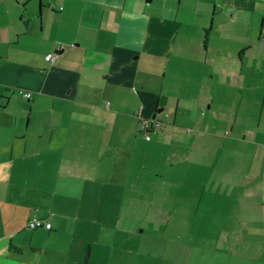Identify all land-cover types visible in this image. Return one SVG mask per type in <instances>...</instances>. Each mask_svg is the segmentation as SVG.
I'll use <instances>...</instances> for the list:
<instances>
[{
    "label": "crops",
    "instance_id": "crops-1",
    "mask_svg": "<svg viewBox=\"0 0 264 264\" xmlns=\"http://www.w3.org/2000/svg\"><path fill=\"white\" fill-rule=\"evenodd\" d=\"M202 2L0 0V264H143L114 262L106 250L101 254L96 217L81 206L76 213L60 194L74 189L76 200L83 202L100 173V156L114 139L135 138L141 120H157L173 97L176 108L185 99L197 102L196 112L210 111L234 87L240 108L243 91L256 88L254 48L264 40V0ZM193 43L197 51L190 53ZM53 53L54 60L48 61ZM207 127L216 132L211 121ZM154 130L148 128L146 135ZM241 136L252 145L248 140L256 135ZM37 155L39 161L31 162ZM32 173L40 174L38 186H26L32 199L50 195L42 213L41 205L21 201L13 190ZM252 183L242 178L238 195ZM32 188L39 195L32 196ZM250 192L259 193L257 188ZM20 204L27 214L16 213ZM234 214L224 215L225 224L238 219ZM245 217L261 219L263 225V213ZM33 218L49 221L52 228L29 230ZM226 230L225 262L182 264H264V252H256L264 251V227ZM244 243L256 250L250 262L242 261ZM97 253L100 262H92Z\"/></svg>",
    "mask_w": 264,
    "mask_h": 264
},
{
    "label": "rangeland",
    "instance_id": "rangeland-1",
    "mask_svg": "<svg viewBox=\"0 0 264 264\" xmlns=\"http://www.w3.org/2000/svg\"><path fill=\"white\" fill-rule=\"evenodd\" d=\"M210 1L203 0L202 6H208ZM262 21L258 23V36ZM207 22L209 25L211 18ZM201 48L199 45L198 50ZM193 51H197L194 43L190 44V53ZM254 52L258 67L256 88L243 91L245 97L240 108L235 105L240 95L234 87L219 98L210 111L203 108L196 112L197 102L185 99H181L176 108L177 99L173 97L170 102L173 105H167L158 114L161 126H155V130L148 133L150 139H146L147 132L141 125L135 138L114 139L112 147L100 156V173H96L95 184L86 188L83 202L76 200L79 194L74 189L73 193L68 191L65 195L61 192V197L76 213L81 206L96 217L97 223L93 226L100 232L98 250L101 254L106 250L109 256L112 253L114 262L143 264L225 262L230 246L226 228L264 227V220L262 225L261 219L254 222L245 217L250 212L264 214V40L255 43ZM25 103L29 108L30 102ZM205 112L211 120H206ZM28 115L29 112L26 119ZM233 120L237 123L230 122ZM242 120L243 123H238ZM143 121L146 120L142 119L141 123ZM208 121L216 127V132L207 127ZM204 129L213 134L200 133L199 130ZM245 132L256 135L248 140H253L252 145L240 140ZM96 157L90 156L92 165ZM49 158L52 163H58L54 156ZM39 159L40 155L32 156L31 162ZM33 176L36 179L32 182ZM39 178V173H32L27 183L23 179L13 190H17L21 201L41 205L38 212L42 213L50 195L44 200L43 197L32 199L26 188L38 186ZM242 178L253 183L243 187V194L239 196L238 185ZM47 181L44 178L49 191ZM256 188L258 194L248 195ZM39 189H33L32 196L39 195ZM28 211L20 204L16 213L24 215ZM30 211L34 214V209ZM228 213H235L238 219H230V223L225 224L223 217ZM262 250L256 251L255 247L244 243L242 261L250 262V254L256 251L260 255ZM28 256L29 253L23 258ZM99 258L98 253L94 254L92 262H100Z\"/></svg>",
    "mask_w": 264,
    "mask_h": 264
},
{
    "label": "built area",
    "instance_id": "built-area-1",
    "mask_svg": "<svg viewBox=\"0 0 264 264\" xmlns=\"http://www.w3.org/2000/svg\"><path fill=\"white\" fill-rule=\"evenodd\" d=\"M56 56V53L53 54H49L48 56H46V59L48 61H52L54 60ZM25 98L29 99L31 97L30 93H21ZM155 126L160 127V122L157 120H151V121H143L141 123V128L144 131H147L148 128H155ZM146 139H150L149 135H146ZM28 228L30 229H36V228H46L48 230H50L52 228V225L49 221L44 220V219H40V218H33L28 222Z\"/></svg>",
    "mask_w": 264,
    "mask_h": 264
},
{
    "label": "trees",
    "instance_id": "trees-1",
    "mask_svg": "<svg viewBox=\"0 0 264 264\" xmlns=\"http://www.w3.org/2000/svg\"><path fill=\"white\" fill-rule=\"evenodd\" d=\"M140 125H141V123H140Z\"/></svg>",
    "mask_w": 264,
    "mask_h": 264
}]
</instances>
